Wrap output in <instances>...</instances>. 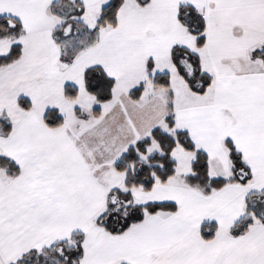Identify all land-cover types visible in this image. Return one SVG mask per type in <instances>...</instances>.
<instances>
[{"label":"snow or ice","instance_id":"6c2138e0","mask_svg":"<svg viewBox=\"0 0 264 264\" xmlns=\"http://www.w3.org/2000/svg\"><path fill=\"white\" fill-rule=\"evenodd\" d=\"M0 264H264V0H0Z\"/></svg>","mask_w":264,"mask_h":264}]
</instances>
